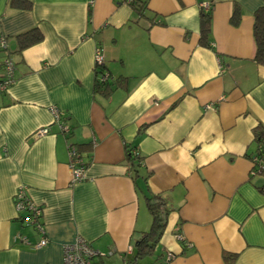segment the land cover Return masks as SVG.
<instances>
[{
	"label": "crops",
	"instance_id": "crops-1",
	"mask_svg": "<svg viewBox=\"0 0 264 264\" xmlns=\"http://www.w3.org/2000/svg\"><path fill=\"white\" fill-rule=\"evenodd\" d=\"M31 2L0 0V79L4 57L15 63L0 92V264H64L78 237L101 252L94 264H124L151 227L150 194L169 213L142 263L264 264V173L252 161L264 128L253 34L264 0H148L143 15L129 0ZM204 2L211 46L200 43ZM34 27L43 39L20 50L17 35ZM98 46L107 93L95 89ZM69 144L88 165L81 181H71ZM128 147L142 157L137 172ZM22 186L37 221L16 209Z\"/></svg>",
	"mask_w": 264,
	"mask_h": 264
},
{
	"label": "trees",
	"instance_id": "trees-1",
	"mask_svg": "<svg viewBox=\"0 0 264 264\" xmlns=\"http://www.w3.org/2000/svg\"><path fill=\"white\" fill-rule=\"evenodd\" d=\"M133 5L135 10L143 15L145 9L147 8L148 0H129ZM12 6L21 7V8H30L32 6L31 0H10ZM211 19L212 13L209 8H202V14L200 19V43L202 45H210V35H211ZM241 19L240 7L236 5L233 9V12L230 17V21L234 25H238ZM253 34L256 42V52L255 60L264 65V5L260 6L255 11V20L253 25ZM43 39V33L38 27H34L26 32L20 33L17 35L18 48L20 50L28 47L32 44L38 43ZM211 46V45H210ZM105 65V64H104ZM104 65L101 67H95L96 70V91L107 93L109 91V86L111 85L108 82V78H103L102 75L105 73ZM104 88V89H103ZM256 138L259 142L258 153L261 159L264 161V128L259 127V130L256 133ZM127 159L135 172L138 171V168L142 164V157L133 149L127 148ZM258 173V171H257ZM264 173V170L261 172ZM260 190L264 192V186L260 187ZM147 205L152 215V224L148 231L136 241L135 248L136 251H133L131 256L132 259L137 260L139 264H144L141 262L147 256L154 254L155 247L159 242L164 229L167 225L169 208L167 206L166 200L159 194H150L147 196ZM23 220H26V217H22ZM224 257L229 260L233 259L231 253L224 252ZM231 263V261H230Z\"/></svg>",
	"mask_w": 264,
	"mask_h": 264
},
{
	"label": "built area",
	"instance_id": "built-area-1",
	"mask_svg": "<svg viewBox=\"0 0 264 264\" xmlns=\"http://www.w3.org/2000/svg\"><path fill=\"white\" fill-rule=\"evenodd\" d=\"M204 8H209V3L204 2L202 4ZM0 47L3 49L7 48V42L4 37L0 38ZM95 67H101L104 65V55L101 47L96 48L95 52ZM4 65V75L0 79V92H3L9 88V86L14 82V67L15 63L12 61L10 57H4L3 59ZM103 78H106V74L102 75ZM52 112L55 116V120L60 122L61 111L56 106L51 107ZM61 130L64 132L69 131V127L67 124H61ZM49 132V128L47 126L40 127L36 131L38 136L46 134ZM69 156H70V169H71V181L77 182L81 181L86 177L87 163L83 160V157L80 153L79 148L75 144H69L68 146ZM254 172H262L264 170V161L261 159L259 155H254L252 158ZM14 202L16 205L17 211L20 212H30V215L26 217V221H37L36 215L40 212V208L32 203V201L26 195L23 186L16 192L14 196ZM34 212V214H33ZM38 227L42 228L40 224ZM177 238L182 239L183 235L181 233H177ZM48 242V238L46 236L42 237L39 242L34 244L35 247H41L46 245ZM129 254H133V250L129 249ZM101 252L95 250L90 242L85 240L82 237H78L74 242L68 243L64 245V264H94L93 258L97 255H100ZM175 254L173 252H168L167 259H171ZM124 264H139L137 260L132 258H128Z\"/></svg>",
	"mask_w": 264,
	"mask_h": 264
}]
</instances>
